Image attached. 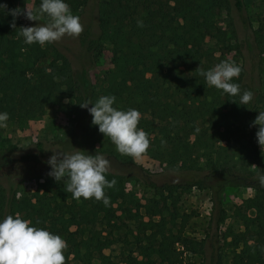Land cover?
I'll list each match as a JSON object with an SVG mask.
<instances>
[{
  "label": "trees",
  "instance_id": "16d2710c",
  "mask_svg": "<svg viewBox=\"0 0 264 264\" xmlns=\"http://www.w3.org/2000/svg\"><path fill=\"white\" fill-rule=\"evenodd\" d=\"M16 2L0 0V5H6V9L0 8V112L9 114L7 122L23 130L54 107L68 108L65 99L82 104L94 102L101 95H115V107L135 108L141 113L138 127L150 138L147 153L165 151L168 169L193 176L191 181L180 184L159 186L150 182L149 186L171 195L178 187L210 189L221 206L217 228L227 217L222 209L225 191L251 188L254 195L244 199L234 214L245 231L240 235L228 233L224 238L233 236L235 249L240 244L248 246L250 241L264 245V186L258 183V176L264 172V158L256 127L251 126L258 115L255 95L249 104L239 105L238 96L221 95L215 87H208L198 70L200 66L208 70L239 50L236 35L220 28L218 18L233 8L242 11L244 0H107L99 8L97 30L94 32L90 26L73 38L78 49V69L55 43L45 47L23 43L19 28L28 26L24 16L17 17L19 26L15 29L7 18L18 9ZM261 5L264 7V0ZM261 19L254 36L260 49L264 46ZM137 20H142L144 26L139 27ZM106 45L111 47L113 68L105 73L97 89L90 70L99 64ZM8 46L23 51L24 73L12 71V60L4 53ZM48 58L67 64L64 81L45 65ZM234 82L255 94V89L243 82L242 75ZM91 121L89 112L78 106L74 128L59 151L75 146L91 155L98 152L109 165L135 166L131 157L120 154ZM239 123L248 130V152L231 139L234 129L240 130ZM37 148V154H27L14 167L0 171V218L20 213L34 226L61 236L67 243L65 264H112L105 251L118 242L116 232L122 228L118 212H126L129 220L137 221L132 207L125 209V202L119 201L118 183L124 176L109 169L106 179H115L117 184L106 188L107 205L95 199H72L64 191L63 181L57 183L48 176L49 167L41 173L39 178L43 181L32 195H19L21 183L27 180L23 166L47 162L53 155L42 143ZM246 162L250 167H246ZM129 202L139 211L134 199ZM140 224L136 244L143 260L126 259V264H183L184 252L196 254L198 246H202L185 235L166 232L152 220ZM177 243L184 250H178ZM231 264H264V259L235 254Z\"/></svg>",
  "mask_w": 264,
  "mask_h": 264
},
{
  "label": "rangeland",
  "instance_id": "374dc122",
  "mask_svg": "<svg viewBox=\"0 0 264 264\" xmlns=\"http://www.w3.org/2000/svg\"><path fill=\"white\" fill-rule=\"evenodd\" d=\"M106 1L66 0L72 13L81 18L83 32L90 26L94 32L97 30L98 11ZM16 4L18 9H24L27 6L38 13L40 0H17ZM263 10L261 0H244L242 11L233 8L231 12L224 11L218 18V26L228 33H234L237 37L239 50L233 51L228 57L242 66L243 82L255 89L258 114L259 111H264V46L262 49L258 48L254 43V36L255 31L259 28L260 19L262 18L261 20L264 21ZM7 18L11 23L13 22L14 17L11 14H8ZM23 20L28 26H35L39 23H46L47 17L42 16L40 21H30L25 17ZM15 23L16 26H19L17 17ZM55 45L68 56L73 68L80 67L77 58H75V54L78 52L77 43L72 37L65 36ZM4 53L12 60L14 73L25 72L24 53L21 49L17 46H8ZM45 65L59 80L64 81L68 69L65 62L48 58ZM112 68L111 47L106 45L99 64L90 70V77L97 89L100 88L105 73ZM66 100L71 101L67 103L68 108L54 107L40 119L29 122L23 130L17 129L9 122H7L6 128L0 129V171L14 167L27 154H37L38 143H42L46 151L61 150L62 141L67 140L74 128V117L79 106L76 100L65 99V103ZM239 127V131L232 127L235 132L231 134V139L238 141L241 148L248 152L250 145L247 127L244 123H239ZM257 130L258 126L256 132ZM223 145H226V142ZM76 149L77 147L72 146L67 152ZM260 151L264 158L261 148ZM131 161L135 166H109L111 171L124 176L123 181L118 183L119 201L125 202V209L132 207L137 219V221L135 219V221H131L128 218V213L118 212L122 217L119 221L122 228L116 232L118 242L105 251V254L110 256L112 264H126L124 263L126 259L128 261H133L134 258L138 261L143 260L138 254L137 235L140 233L141 221L150 220L159 223L166 232L185 235L202 245L198 246L196 254L184 252L182 255L183 264H231L235 254L243 258L251 255L255 259H264V245L250 241L248 246L240 244L241 246L235 249V238L233 236L228 239L224 238L228 233L240 235L245 231L234 214L244 199L254 195L251 188H229L225 191L222 209L227 217L217 228L216 223L221 206L218 201H215L210 189L193 187L184 190L182 187H178L171 195L162 188L153 189L149 186L150 182L160 186L167 183L180 184L193 179L191 173L168 169L165 151H152L140 159L131 157ZM246 164V167H250L248 162ZM48 167L47 162L29 167L23 166L22 171L27 180L21 183L19 195H32L36 191L38 183L43 181L39 178L41 173H45ZM130 198L137 202L139 211L129 202ZM155 213L160 214L155 215ZM176 247L178 250H184L179 243L176 244ZM71 264L78 263L72 261ZM131 264L138 263L132 262Z\"/></svg>",
  "mask_w": 264,
  "mask_h": 264
},
{
  "label": "clouds",
  "instance_id": "9594fccd",
  "mask_svg": "<svg viewBox=\"0 0 264 264\" xmlns=\"http://www.w3.org/2000/svg\"><path fill=\"white\" fill-rule=\"evenodd\" d=\"M6 9V5H0ZM14 17L11 24L16 28L15 18L24 16L30 21H40L47 17L46 23L35 26L20 27L19 36L26 45L38 44L45 47L61 41L65 36L78 38L83 32L81 18L74 15L66 0H40L38 13L29 7L11 11ZM143 27V21L137 20ZM208 87H215L221 95L238 96L239 105H247L253 99L250 90H242L239 83L234 82L243 71L242 66L225 58L208 70L198 69ZM115 95H101L94 102L88 100L79 106L86 109L92 116V125L116 146V150L133 159L142 158L150 147V138L138 124L141 113L135 109L121 110L115 107ZM71 102L67 101L66 103ZM91 105V107H90ZM9 114L0 112V129L7 127ZM257 127V143L264 152V111L251 122ZM196 131H199L197 128ZM48 159L50 168L48 176L57 183L64 182V191L71 194L72 199L81 198L102 201L105 205L109 198L105 189L116 184L115 179L108 180L109 161L98 152L91 155L83 150L52 151ZM258 183L264 186V172L258 176ZM66 241L43 227H36L31 220L24 219L20 213L0 218V264H65Z\"/></svg>",
  "mask_w": 264,
  "mask_h": 264
}]
</instances>
